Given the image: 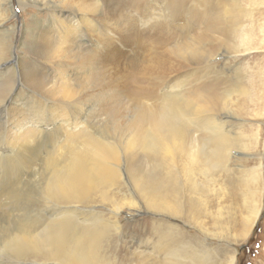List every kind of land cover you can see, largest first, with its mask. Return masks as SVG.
I'll return each mask as SVG.
<instances>
[{"label":"bare ground","instance_id":"obj_1","mask_svg":"<svg viewBox=\"0 0 264 264\" xmlns=\"http://www.w3.org/2000/svg\"><path fill=\"white\" fill-rule=\"evenodd\" d=\"M161 1L150 2L146 17L144 0H118V9L131 10L118 11L127 18L124 24L112 23V6L104 0L38 2L36 8L47 18L28 33L29 44H22L21 38L20 46L30 55L24 60L14 38L24 36L27 28L23 23L6 26L16 15L9 0H0V76L11 71L0 81V117L11 120L0 125V150L7 153L0 167L8 176L27 166L30 171L41 170L38 199L34 196L31 203H23L25 208L13 210L22 220L0 240V253L15 264H215L202 241L164 219L138 224L136 220L134 227L119 223L123 212L133 220L146 213L182 221L208 238L213 232L206 222L211 220L226 238L224 230L231 221L223 219L220 209L212 211L210 204L221 199L222 191H215L219 174L230 173L232 161L242 156L234 151L245 142L236 138L233 145L234 132L214 114L240 118L247 93L239 85L219 87V78L203 83L207 76L196 72L169 78L172 69L178 64L182 69L189 58H210L211 52L200 45L219 22L231 35L237 32V5L228 0L221 12L210 13L195 6L204 12L206 26L173 46L144 40L140 28L152 23L148 28L156 37L179 15V4L192 0H178L175 8L168 5L170 0ZM30 4L17 0L21 11ZM197 5L204 8L203 3ZM224 30L218 39L228 45L232 40H226ZM232 53L238 56L239 50ZM115 64L122 71L123 80L115 78L119 85L105 72ZM96 85L102 88L99 94ZM95 101L104 107L112 101L110 106L122 108L126 118L120 117L118 108L115 116L110 107L112 119L124 121H111L108 115L110 121L94 123L93 109H102L94 108ZM39 155L40 163L33 159ZM233 185L228 186L232 195ZM96 205L103 212L92 210ZM124 229L137 231L139 240L133 241ZM140 247L150 254L140 253ZM220 255L225 256L221 251ZM228 259L226 264L234 263V258Z\"/></svg>","mask_w":264,"mask_h":264},{"label":"rangeland","instance_id":"obj_2","mask_svg":"<svg viewBox=\"0 0 264 264\" xmlns=\"http://www.w3.org/2000/svg\"><path fill=\"white\" fill-rule=\"evenodd\" d=\"M9 1L12 5L13 11L15 12L16 17L9 19L6 22V26H11L12 24H16L17 26H19L20 23L25 24L27 28V33L24 34V36L22 37L20 36L15 37L14 42L17 47L18 55L21 56L24 60H29L30 55L25 52V50L20 46V43L23 41L22 44H25V43L29 44L28 33L31 30H36L35 27H38L39 23L41 25L42 22L46 20L45 18H47V15L45 11H40L38 8H36L37 5L41 1H44V0H39V1L30 0L31 4L28 7H26L25 8L26 10L24 9V11H21L20 8L17 6V0H9ZM147 1L148 0H144L145 6H144V3H142L144 6L143 12L146 13L145 15L144 14L143 15L146 17L149 16V12H150L149 10L152 6L151 5L152 3H150L152 0L149 2ZM157 1L163 2L161 0H157ZM183 1L184 0H182V2ZM212 1L192 0V2H186L184 5L179 4L178 7H181L179 8V11H178L179 15L175 16V18L170 22L171 25L168 23L167 25L168 26L170 25V26L162 30V32L160 31L156 37H151L154 35L155 32L151 29L153 31L152 32L150 28H148L149 26L152 25V23L149 26H146V27L142 26L140 28L143 36L145 37L146 35L144 40H149L150 42L152 40H159L160 42L161 41L165 43L168 42L169 44L173 46H176L180 42H183L185 40L188 41L187 39L188 37H190V35H193L196 32L201 33L200 29L206 26V23L202 19L204 12L203 14H201L198 11H200L201 9V11L210 13V12H215L216 10L218 12V9H219V11L221 12L222 6L228 0H212ZM229 1L235 6L237 5V9L234 10L236 14L238 15V18L236 20L237 21V26H236L237 32L234 35H231L230 32L228 31V28L225 27V25H223V22H219L216 26H214L212 33L208 35L207 38H205V42L203 43V45H200V47L211 52L210 58H198V57L195 59L189 58L186 64L181 66L182 69H180L179 64L178 66H175L176 68L172 69L173 76H171V78L169 79H174V78L181 79V78L187 77L190 74L196 72V73H199L198 76L200 75L202 77L207 76L206 78L205 77L203 78L204 79L203 83L205 82L210 83L211 81L213 82V80L219 78L218 80H216L218 81L219 87L220 86L227 87V86H230L231 84L239 85V86H242L245 92L247 93L245 95L246 102H245L244 112H242L244 116L240 114V118H238L239 116L235 117L230 113L225 118V115H222L221 113L214 114L215 116L216 115L219 116V118L221 119L222 122L225 123L229 131H232V133L234 132L233 133L234 140L237 138L238 141L240 140V141L245 142V145L244 144H241V146L239 145V148L235 149L237 151H234L238 153L240 151L242 156L235 158V160L232 161V163L229 166L230 173H226L227 175L219 174L222 178L220 177L219 183H218L219 185L215 188V191H217L219 194L221 193L220 190L222 191L221 199L219 201H213L214 203L211 202L210 204L212 211H217V209H220L222 211L223 219L225 221H227L229 218L231 219L228 225L230 227L227 226V228L224 230V233L226 235L228 234L230 235L227 237L224 234L226 238L220 236L219 231L216 230L218 226L211 224L210 222L211 220L210 221L207 220L206 222L207 229L213 232L212 234H209L208 238L202 236L196 228L191 227V225H188L182 221H179V220L172 221V220L164 218L163 216L161 217L154 216V215L146 214V213L145 214L142 213L134 217V220H133L129 216L128 212H123L119 216V221H120L119 223L121 226H125L129 224H133V222L136 220H138L136 222L138 224V222L141 223L142 220L144 221V223L145 222L151 223L152 221L156 219L158 221H161L164 219L163 220L164 222L166 220V223L167 222L168 224L170 223L172 227L180 230L183 233H186L190 238L196 239L199 242L202 241V243L204 244V247L207 248L206 250L210 252V256L211 258H213L212 260L215 264H226L230 260L228 258H234L233 264H264V0H229ZM104 2L107 7L112 6V7H109L111 14L112 13L113 15L117 14L116 16L114 15L115 17L111 15L112 23L117 22V23L124 24L125 22H127L126 21L127 18L124 17L125 15H122V13H119V12H123L124 14H127V12L131 11L130 9L129 11H127L128 9L126 10L123 9V11L118 9L117 7L118 0H115V1L114 0H104ZM111 3L113 4L111 5ZM202 3L204 5V8H199L197 4H202ZM168 5L172 8H175L178 5V0H170V4ZM195 6L199 10L195 9L196 8ZM212 6H214L213 8L214 10L210 9L212 8ZM2 8L3 7L1 6V3H0V15H1ZM113 10L115 11L113 12ZM199 14H201L200 17H199ZM121 16H123L122 19H120ZM176 26H178V28ZM145 29H148L150 33ZM222 29H225L224 33L226 32V40L227 38H229V40H232V43L234 44L228 43L227 45L225 43H222L221 40L218 39L219 34L221 33ZM148 34L150 35L152 39L149 37ZM21 38H22V41H21ZM149 41H146V42L148 43ZM235 49L239 50L238 56L236 55L233 56L232 52ZM117 64H115L116 67L114 65V69L112 67L107 68L105 72L106 73L108 72L107 74L111 76L112 82L115 80L117 84L118 83L120 84V82L118 81L123 80V78H121L122 74H120L122 73V71H120L121 68L118 67L119 65ZM182 64L183 62L180 63V65ZM108 69L110 72L113 71L116 73L112 72V74H110ZM116 69L118 72L116 71ZM234 69H236V71ZM182 70L184 73L181 72ZM10 73L11 71L9 69L5 70L0 76V81L7 79L8 76L11 75ZM175 74H177L176 75L177 77L175 76ZM181 74L184 76H182ZM113 75L115 76L113 77ZM115 78L119 80L116 81ZM10 83H12L11 79H10ZM96 86L98 87L99 85H96ZM96 89L95 91H98L99 87H98V90ZM100 90H102L101 87H100ZM100 90L98 91V94L101 92ZM94 94L96 95L97 93H94ZM98 100L100 101L101 98H99ZM96 103L97 104H95L94 108L101 106L102 109L101 110L97 108H96L97 110L93 109L95 110L92 112V115H91V117L93 116V114L95 115L93 116L94 118L92 117L93 122L94 121L96 123L98 122V124H101V122L105 123L107 120L106 118L108 117L111 121L116 119L115 121L122 122V120L124 121V119L126 118L124 111H121L122 108L112 107L113 106L112 101L111 103L109 102L110 104H112V106H110V104L108 103L107 105H105V107L104 105H101L98 101ZM110 107L112 108V111L114 110V112L116 108H118V110L116 111L118 112L121 111L120 117L124 119H121L120 117L119 118L114 117V119H112L113 117L112 114L114 113L111 111ZM108 109H110L111 117H110ZM86 112H90V110L86 109ZM121 113L123 114V116H121ZM117 114L118 113L114 115L119 116ZM103 118L104 120L105 119L106 120L103 121ZM7 120L11 121L10 119H7L5 117H2V118L0 117V125L5 124V122L7 123ZM9 121L8 123H10ZM238 129L240 130V133ZM236 144L237 142L235 140V142H233V145H236ZM244 146H246L245 149L243 148ZM1 153L2 151L0 150V155ZM3 154L7 155V153L5 154V152H3L2 155L0 156V159L6 157V156L4 157ZM41 155L44 156L43 154ZM41 155L33 159L36 162L40 163L42 159L40 158L42 157ZM239 158H242V159H239ZM1 168L3 167L2 166L0 167V170H1L0 171L1 172L0 173V190L2 192V193L0 192V196L2 197L1 200L3 203L0 200V240L4 235L6 236L7 231H11L15 229L17 225L19 224V221L22 220L21 215L19 213L17 214L16 212H13V210H20L21 208H25L23 207L24 206L23 203H26V202L31 203L34 196L35 198L38 199L37 183H38L39 177L37 176V172L38 171L41 172V170L38 168L37 169L35 168L34 171L32 170L30 171L29 169L30 167L27 166V168L18 169L15 175L9 174L8 176L6 175L8 174L6 172V168L5 167L3 169ZM231 175H232V178L231 177L230 178L232 181L228 179L229 176ZM8 177H9V180H8ZM7 181L11 182L12 186L8 185L9 182ZM230 184L231 185L235 184L233 185V195H232V191L228 187ZM237 185H239V187L241 186L240 190L236 189L238 187ZM13 186L15 187L13 188ZM6 191L9 192L8 193L9 195L7 194ZM4 192H6V195ZM13 192L16 194V196ZM3 194L5 195V197ZM15 197H17V199ZM41 202H43L42 199L40 200V203ZM218 204L219 205L221 204L220 207L218 206ZM12 207H14V209ZM93 207L94 209L92 210L96 212H103V208L101 206L96 205ZM137 224H133L132 227L136 226ZM220 225L222 224L220 223ZM223 226L225 227L226 224H223ZM123 232L126 235H128L133 241L139 240L140 238V236L136 235L137 231L124 229ZM244 232H245V236H244ZM242 234L243 236H241ZM127 243H133V242L128 241ZM126 247L127 249L129 248V246H126ZM220 251L221 253L224 252V255H225L224 258L220 255ZM139 252L145 255L150 254V252L145 251L144 249H142V247H140ZM0 264H15V263L12 262V260H9L8 257L3 255V253H0Z\"/></svg>","mask_w":264,"mask_h":264}]
</instances>
